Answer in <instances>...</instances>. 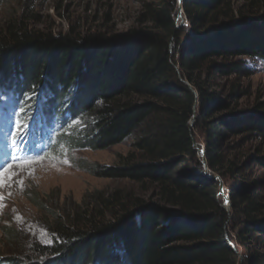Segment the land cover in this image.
I'll list each match as a JSON object with an SVG mask.
<instances>
[{
    "label": "trees",
    "instance_id": "obj_1",
    "mask_svg": "<svg viewBox=\"0 0 264 264\" xmlns=\"http://www.w3.org/2000/svg\"><path fill=\"white\" fill-rule=\"evenodd\" d=\"M181 8L187 27L177 22L179 0H150L139 27L127 33L56 34L24 17L0 31V92L16 99L15 108L42 90L41 124L86 118L84 143L93 151L132 141L116 166L85 170L156 192L150 199L122 189L92 194L48 225L51 246H24L9 226L3 232L17 252L0 253V264H240L229 230L241 247L264 237V202L255 189L232 190V217L221 204L220 182L202 173L196 146L199 131L209 169L227 177L245 167L223 162L224 140L264 142V101L234 109L245 92L234 85L221 97L201 77L249 78L239 60L264 61V0H182ZM252 161L264 167V156ZM246 264L264 260L252 256Z\"/></svg>",
    "mask_w": 264,
    "mask_h": 264
},
{
    "label": "rangeland",
    "instance_id": "obj_2",
    "mask_svg": "<svg viewBox=\"0 0 264 264\" xmlns=\"http://www.w3.org/2000/svg\"><path fill=\"white\" fill-rule=\"evenodd\" d=\"M246 1L237 0V6ZM147 2L150 0H0V31L11 21L24 17L30 27L56 34L72 28L83 33H127L139 27L143 5ZM181 4L182 0H179L177 22L179 26L187 27ZM185 37L184 34L182 39ZM239 61L250 72L249 78L225 80L213 76L209 80L207 75L201 77L203 81H209L221 97L230 94L234 85L245 92L233 107L241 111L253 107L257 101H264V61L248 58ZM43 96L39 90L25 100L24 111H18L14 104L16 99L0 92V170L6 169L4 186L0 187V253L6 255L17 252L15 244L9 242L3 232L9 226L19 230L24 246L33 243L51 246L54 237L48 225L58 216L70 215L74 209L87 205L92 194L122 189L150 199L156 193L154 188H143L129 180L99 178L85 170L94 165L116 166L120 157L132 151V141L107 151L86 148V118L72 119L66 115L63 118L65 124L54 125V129L41 124L37 117L44 107ZM67 106L63 107L65 112ZM196 133L202 173L220 182L223 208L237 219L231 192L245 185L255 189L264 202V167L252 161L254 157L264 156V142L246 137L224 140L218 151L223 162L227 163L228 159L242 162L245 170L243 174L222 177L209 169L205 135ZM229 233L226 240L235 246L240 264H246L252 256L264 260V246L261 247L264 237L255 236L259 241H253L246 248L236 243L232 230Z\"/></svg>",
    "mask_w": 264,
    "mask_h": 264
},
{
    "label": "snow or ice",
    "instance_id": "obj_3",
    "mask_svg": "<svg viewBox=\"0 0 264 264\" xmlns=\"http://www.w3.org/2000/svg\"><path fill=\"white\" fill-rule=\"evenodd\" d=\"M17 131L19 132V126L17 128ZM5 170H0V187L4 186V181H5V176H4V172Z\"/></svg>",
    "mask_w": 264,
    "mask_h": 264
}]
</instances>
